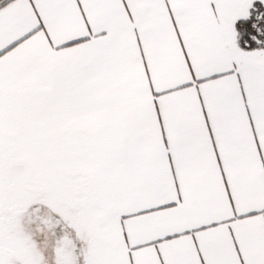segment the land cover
I'll return each instance as SVG.
<instances>
[{"label": "snow or ice", "instance_id": "1", "mask_svg": "<svg viewBox=\"0 0 264 264\" xmlns=\"http://www.w3.org/2000/svg\"><path fill=\"white\" fill-rule=\"evenodd\" d=\"M0 264H264V0H0Z\"/></svg>", "mask_w": 264, "mask_h": 264}]
</instances>
